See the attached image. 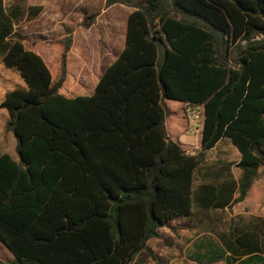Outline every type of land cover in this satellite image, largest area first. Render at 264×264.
<instances>
[{
    "label": "trees",
    "instance_id": "trees-1",
    "mask_svg": "<svg viewBox=\"0 0 264 264\" xmlns=\"http://www.w3.org/2000/svg\"><path fill=\"white\" fill-rule=\"evenodd\" d=\"M113 5L133 10L124 47L91 96L68 98L59 91L70 39L49 69L16 32L42 8L0 0V61L26 84L1 103L18 161L0 154V241L13 257L0 264L153 259L148 241L193 214L207 151L225 139L239 151L234 203L264 167V0H106ZM166 98L201 109L195 155L167 137ZM234 243L248 248L242 263L264 264L259 237Z\"/></svg>",
    "mask_w": 264,
    "mask_h": 264
},
{
    "label": "rangeland",
    "instance_id": "rangeland-1",
    "mask_svg": "<svg viewBox=\"0 0 264 264\" xmlns=\"http://www.w3.org/2000/svg\"><path fill=\"white\" fill-rule=\"evenodd\" d=\"M14 2L25 8H42L34 19L26 16L19 21L16 32L23 39L24 47L38 53L49 69L57 71L66 41L70 39V48L72 47L74 55L66 59L69 48L65 56L67 77L60 94L68 98L91 96L102 71L116 58L113 54L117 53L120 47H124L127 18L133 10L124 5L106 7V0H4L7 7ZM84 24L90 26L86 28ZM107 54L110 56L108 60L103 58ZM80 57L85 64L83 78L80 77L78 68L81 64ZM16 89H26V84L18 72L6 68L0 61V154H8L18 161L17 140L12 132L5 130L9 115L1 107L6 93ZM164 104L169 111L165 122L168 138L185 145L189 150L200 148V131L203 128L201 109L197 110L199 121L196 122L187 117L184 103L166 98ZM223 148L224 143L220 144L219 150ZM219 156L217 151H213L209 154V159L214 160ZM262 174L264 167L261 168ZM251 207L258 208L256 204ZM192 239L207 242L216 241L217 237L195 235ZM191 249L192 247H189V250ZM189 250L186 252L187 256L190 255ZM146 256L144 254L139 257L137 262ZM0 259L6 262L13 260L1 241ZM186 260L185 264H192L191 258Z\"/></svg>",
    "mask_w": 264,
    "mask_h": 264
},
{
    "label": "crops",
    "instance_id": "crops-1",
    "mask_svg": "<svg viewBox=\"0 0 264 264\" xmlns=\"http://www.w3.org/2000/svg\"><path fill=\"white\" fill-rule=\"evenodd\" d=\"M121 50L120 47L113 56L117 57ZM71 55H74L72 47L66 59ZM109 57L107 54L103 58L108 60ZM66 62L67 60H65L67 77ZM80 63L78 68L80 77L83 78L85 64L81 57ZM184 105L186 111L187 104L184 103ZM223 143L225 148L219 150L220 144ZM179 144L190 156L200 150V148L189 150L185 145ZM213 151H217L220 156L211 160L209 154ZM238 152L226 139L221 140L213 150L206 152L205 161L194 175L193 214L184 219H175L162 228L159 238L148 241L153 259L149 254L143 253L136 257L133 264H185L188 257L191 258L192 264H246L242 262H245L248 257L238 254L248 251L247 246L238 247L234 243L246 233L249 239L254 236L259 237L262 247L264 244V174L261 175L260 171L248 196L242 202L234 203V199L238 196V179L241 174L238 168L240 161ZM255 204L257 209L251 207ZM195 235H211L217 239L207 242L195 241L192 239ZM189 247L192 249L189 250ZM188 250L189 256L186 253ZM261 251V254H264V248ZM144 254L147 255L145 259L137 262L138 258L143 257Z\"/></svg>",
    "mask_w": 264,
    "mask_h": 264
},
{
    "label": "built area",
    "instance_id": "built-area-1",
    "mask_svg": "<svg viewBox=\"0 0 264 264\" xmlns=\"http://www.w3.org/2000/svg\"><path fill=\"white\" fill-rule=\"evenodd\" d=\"M198 109L190 110L187 108L186 114L189 119H192L194 121H199V114L197 113Z\"/></svg>",
    "mask_w": 264,
    "mask_h": 264
}]
</instances>
